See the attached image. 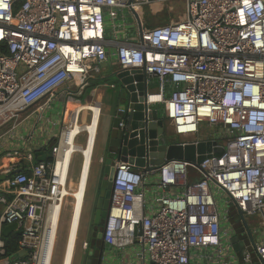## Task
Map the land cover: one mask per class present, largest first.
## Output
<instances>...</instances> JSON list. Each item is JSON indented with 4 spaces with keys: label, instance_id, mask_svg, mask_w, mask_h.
I'll use <instances>...</instances> for the list:
<instances>
[{
    "label": "built area",
    "instance_id": "obj_1",
    "mask_svg": "<svg viewBox=\"0 0 264 264\" xmlns=\"http://www.w3.org/2000/svg\"><path fill=\"white\" fill-rule=\"evenodd\" d=\"M172 1L0 0V45L7 47L0 49V127L44 100L42 108L77 80L85 82L110 58L122 69H141L146 86L157 84L160 94L150 97L163 104L174 136L198 141L202 124L222 126L214 139L225 152L200 164L170 160L154 172L118 162L103 230L107 262L264 260V241L240 255L232 250L229 216L233 202L245 216L260 215L264 227V0H179L185 2L180 19L147 27L144 7ZM133 27L134 35L128 33ZM71 126L68 121L52 148L54 162L40 161L30 173L4 169L11 176L0 182V264H53L71 194L70 165L58 167ZM25 157L36 156L30 151ZM189 167L202 176L191 180ZM11 224H17L11 234L21 230L14 254L3 234Z\"/></svg>",
    "mask_w": 264,
    "mask_h": 264
},
{
    "label": "water",
    "instance_id": "obj_2",
    "mask_svg": "<svg viewBox=\"0 0 264 264\" xmlns=\"http://www.w3.org/2000/svg\"><path fill=\"white\" fill-rule=\"evenodd\" d=\"M135 17L142 32V21L136 12ZM113 75L127 97L128 106L125 113L117 112L109 125V140L106 144V153L102 158L104 176L100 183V193L94 214L96 226L106 223L112 183L118 162L130 163L143 172H154L170 160L178 159L200 164L206 157H219L225 152V148L219 145L218 140L214 138L198 141L178 140L168 126L165 111L159 108H150L145 84L146 76L141 69L127 70L116 67ZM134 79L138 81L137 84L133 83ZM36 156L39 162L46 161L48 158V154L42 150L37 151ZM17 171H23V169ZM8 176L11 174H1L0 182ZM230 205H233V202H230ZM237 211L244 223L250 243L255 247L256 239L247 225L245 213L239 208ZM16 228L17 224L6 226L3 230L4 236L8 237ZM16 234H21V230H17ZM97 239L103 240V231L98 232ZM230 244L235 252H241L242 247L247 245L245 241L240 240L236 230L232 233ZM93 249L89 254L91 257L88 263L91 262L92 257H96L98 254L97 250ZM245 263L264 264V260L255 255L250 263L241 262V264Z\"/></svg>",
    "mask_w": 264,
    "mask_h": 264
},
{
    "label": "crops",
    "instance_id": "obj_3",
    "mask_svg": "<svg viewBox=\"0 0 264 264\" xmlns=\"http://www.w3.org/2000/svg\"><path fill=\"white\" fill-rule=\"evenodd\" d=\"M147 10H149L150 13L155 14L157 9L151 6L147 9V6H145L143 11L147 12ZM127 18L128 21L132 19L131 22L126 21L128 25L134 23V18L131 14H129ZM131 32L132 31L129 29L128 33ZM116 67H118L116 62H114L113 58H110L103 66L100 73H93L92 77L84 79L85 82L77 80L76 83L71 84L67 87V89L58 91L53 97L46 101V104H44L42 108H40V104L43 103L44 100L23 111H20L15 119L10 120L5 125L0 127V175L8 165L14 166L17 170L23 169L31 172L30 167L39 161L37 156L32 160L25 157L26 153L30 151L36 154L37 151L42 150L49 155L53 147V140H57L59 138L62 128L66 125V123H68V98L69 96H72L71 94H73V96L75 95L73 97V103L75 106L99 105L101 108L100 123L103 126L104 131L101 157H104V153H106V144L109 140L110 122L113 120V117L117 112L121 113L120 109H127L128 106L127 97L125 96L122 87L120 86L121 88H118L119 82L106 81L107 83L101 85L102 80L108 77V69L113 74ZM112 85H115V87H112ZM147 92L150 108H159L158 105H160V103H156L158 100L156 98L151 99L150 97L153 94H160L155 81H149L147 85ZM84 111L85 110L81 113L80 118H82L83 123H88L90 122L91 117L88 118ZM168 126L170 130H172V125L169 121ZM90 135L91 134L88 133V144L83 148L84 150L85 148H88L89 145H93L92 143L94 138L91 141ZM79 145L83 146L82 144ZM13 151H19L20 153L18 155L12 154V156H9L8 153ZM82 183L84 184V177ZM78 186L79 182L77 183V189ZM1 208L2 206H0V210ZM246 220L247 225L253 234L257 231L255 229H258V231L260 230L262 220L261 217L255 215L246 216ZM256 233V235L254 234L256 242L259 243L264 241V230L262 231L261 229L260 232ZM249 241H247L249 243V247L247 248L252 250L251 243ZM240 254L241 252H238V255ZM223 262L224 264H230V262L237 264L235 260L228 257L223 259Z\"/></svg>",
    "mask_w": 264,
    "mask_h": 264
},
{
    "label": "rangeland",
    "instance_id": "obj_4",
    "mask_svg": "<svg viewBox=\"0 0 264 264\" xmlns=\"http://www.w3.org/2000/svg\"><path fill=\"white\" fill-rule=\"evenodd\" d=\"M148 7L149 6H147V9ZM170 8H173V10H170ZM169 11H171V14L169 13ZM184 11H185V2L183 1L177 0V1H172L169 3H164L161 7H159L155 11V14L151 13L155 16L152 24L155 26L162 25L160 23H162V20L165 17L169 16V14H170L169 22L180 19L183 16ZM149 14L150 12L149 10H147L144 16L146 17V15H149ZM126 21L131 22L132 19L128 21V18H127ZM130 30L132 31L131 34L133 35L137 33L136 27H133ZM108 71H109L108 77L102 80L101 85H103L104 83H107L106 81H115L118 83L116 77L112 74V72L109 69ZM118 88L119 89L121 88L119 83H118ZM73 101H74V98L72 97L68 99L67 117L70 115L69 113H71L70 112L71 109H73L75 106ZM158 106L160 110L165 111L163 104H160ZM84 113L87 114L88 118L91 117V111L85 110ZM84 123L82 122V118H80V125H83ZM221 128L222 126L217 127L216 125H208L207 123H204L202 124L200 128V132L197 135V137H200L202 139H206L208 137L209 138H214V137L221 138V131H220ZM103 136H104L103 126L100 123V128L97 134L96 146L93 151L92 158L89 159L88 161V164H90V170L88 173V180H87V185H86V193H85V200H84L83 209H82V216H81V221L79 224V230L78 232L75 231V237L73 241V245L75 243V247L74 248L72 247V252H71L70 260L68 264H84V260L87 254H90V252L94 250L92 247H90L89 250L88 249L86 250L84 248V243L86 242L87 229L89 228L92 222V212H93L92 209L94 206V198L96 195L97 185L100 181L99 177L102 172V165H103L102 158L103 157H101V154H102L101 151H102L103 141H104ZM176 137L178 140H185V141H192L196 139L194 136L189 137L187 139H184L178 136ZM86 138H87L86 132H82L81 134L78 135L76 142L84 146L86 143ZM82 159H83L82 154L77 152L75 153L72 159L71 165H70L69 183H68L67 189L71 194L69 197H67L66 203L63 207L61 223H60L58 233H57L56 248H55L53 264H66L67 242L69 240V235L71 236V232H70L71 224L70 223H71L72 213L75 208V202H74V197L72 196V193L77 188V183H78V179H79L80 171H81ZM201 176L202 175L200 173H197V171L194 168L189 167V178L191 180L200 178ZM100 179L102 180L103 178L100 177ZM224 201H225V204H227V201L229 202L227 198ZM255 216L260 217V215H255ZM225 226L228 227V225H225ZM261 229L263 231L264 227H260V230L258 232H260ZM254 234L256 235V232ZM207 253L213 254L212 251H207ZM118 255H120V253H118ZM230 264H235V263L230 262Z\"/></svg>",
    "mask_w": 264,
    "mask_h": 264
},
{
    "label": "bare ground",
    "instance_id": "obj_5",
    "mask_svg": "<svg viewBox=\"0 0 264 264\" xmlns=\"http://www.w3.org/2000/svg\"><path fill=\"white\" fill-rule=\"evenodd\" d=\"M81 109H89L90 111H92L90 122L84 123L83 125H80L79 118L77 119L78 116L77 114ZM100 116H101V108L99 107V105L74 106L68 117V121L72 122V126L67 131L64 132L63 144L65 147L63 148L60 154L58 160V167H61V169L64 168V171H66L68 166L71 165L72 159L75 153L77 152L81 153L83 158L80 176L78 179L79 186L78 189L76 188V190L72 193V196L74 197L75 208L72 213L71 223H70L71 236L69 235V240L67 242L66 264L69 263L72 247L73 248L75 247V243L73 245L75 231L79 230V224L81 221L82 209L85 200L88 173L90 170V164H88V161H89V157L90 159L92 158V154L96 146L97 134L100 128ZM82 132H86L87 137H88V133L91 134L90 135L91 141L94 138L92 143L93 145H91L92 150L90 145L88 146V148H85V150L83 149L88 144V140H87L88 138H86V144L84 146L77 144V142L75 141L76 136L81 134ZM83 177H84V184L82 183Z\"/></svg>",
    "mask_w": 264,
    "mask_h": 264
},
{
    "label": "trees",
    "instance_id": "obj_6",
    "mask_svg": "<svg viewBox=\"0 0 264 264\" xmlns=\"http://www.w3.org/2000/svg\"><path fill=\"white\" fill-rule=\"evenodd\" d=\"M169 13L171 14V11H169ZM170 14H169V16H170ZM169 16L165 17L162 20V23H160V24H162V25L168 24L169 23V19H170ZM154 18H155V16L153 14H151V13L149 15H146L145 21H146V26L147 27L155 26V25L152 24ZM0 49L5 51V52L7 51V47H6L5 44H1L0 45ZM71 95L72 96H69V98L70 97L73 98L75 96V95L73 96V94H71ZM57 141H58V139L57 140H55V139L53 140V147H54V145L57 144ZM35 156H36V154H35ZM46 161L54 162V156L52 155V149H51ZM23 171L27 172V173H30L29 170H23ZM103 176H104V173H103V167H102V172H101L100 177L103 178ZM100 177H99V180L101 181ZM100 181H99V183L97 185L96 195H95V198H94V206H93V209H92V211H93L92 212V222H91V224H90V226H89V228L87 229V232H86V241L89 244V248L90 247L95 248L97 250V252L100 253V255H102L103 252L105 250H107V249H106V245H105L104 241L103 240L101 241V240L97 239V234H98L99 231H103L104 230L105 223H103L100 226H96L94 224V214H95V210H96V207H97V201H98V197H99V193H100V183H101ZM229 216H230L231 223L233 224L235 230L237 231V234L240 236V240L241 241H245L246 244H247V245L245 244L246 245L245 247H242V250L244 248L249 247V243L247 242V241H249V237H248V235L246 233V229H245L244 223L242 222L241 217H240V215H239V213H238V211H237L235 206H232L230 208ZM6 238H7V242H8V253L9 254L16 253L17 248H18L17 244H18V241H19V235L16 234V233L15 234H10ZM53 263H54V260H53Z\"/></svg>",
    "mask_w": 264,
    "mask_h": 264
},
{
    "label": "flooded vegetation",
    "instance_id": "obj_7",
    "mask_svg": "<svg viewBox=\"0 0 264 264\" xmlns=\"http://www.w3.org/2000/svg\"><path fill=\"white\" fill-rule=\"evenodd\" d=\"M86 243H87L86 250H87V249L89 250V249H90V248H89V244H88L87 241H86ZM90 257H91V256H90L89 254H87V256H86V258H85V260H84V264H109V263L107 262V260H106V253H105V251L103 252L102 255H100V253H98L96 257H92L91 262L88 263Z\"/></svg>",
    "mask_w": 264,
    "mask_h": 264
}]
</instances>
